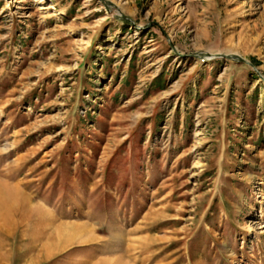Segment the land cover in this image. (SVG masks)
<instances>
[{
  "label": "rangeland",
  "instance_id": "374dc122",
  "mask_svg": "<svg viewBox=\"0 0 264 264\" xmlns=\"http://www.w3.org/2000/svg\"><path fill=\"white\" fill-rule=\"evenodd\" d=\"M0 182V264H264V0H0Z\"/></svg>",
  "mask_w": 264,
  "mask_h": 264
},
{
  "label": "bare ground",
  "instance_id": "6f19581e",
  "mask_svg": "<svg viewBox=\"0 0 264 264\" xmlns=\"http://www.w3.org/2000/svg\"><path fill=\"white\" fill-rule=\"evenodd\" d=\"M16 214L22 219L24 216L29 217L31 214V210L26 204L24 197L21 195V192L17 188L8 186L7 184L0 182V222H7L9 221V217H11V215L13 216ZM39 222L44 225L48 223V221L44 219L43 213L42 218L39 219ZM51 234L52 233L45 235L46 242H55L57 240V229L55 230V232H53V235Z\"/></svg>",
  "mask_w": 264,
  "mask_h": 264
},
{
  "label": "water",
  "instance_id": "95a60500",
  "mask_svg": "<svg viewBox=\"0 0 264 264\" xmlns=\"http://www.w3.org/2000/svg\"><path fill=\"white\" fill-rule=\"evenodd\" d=\"M215 56H222V55H215ZM233 58V57H232ZM235 59H237V60H239V61H243V62H245L244 60H242L240 57H238V56H235L234 57Z\"/></svg>",
  "mask_w": 264,
  "mask_h": 264
}]
</instances>
